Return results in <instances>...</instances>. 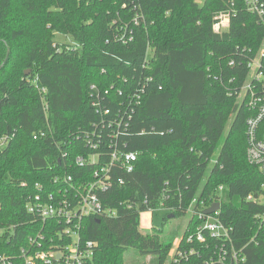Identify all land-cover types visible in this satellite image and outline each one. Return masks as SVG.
Masks as SVG:
<instances>
[{
    "label": "trees",
    "instance_id": "1",
    "mask_svg": "<svg viewBox=\"0 0 264 264\" xmlns=\"http://www.w3.org/2000/svg\"><path fill=\"white\" fill-rule=\"evenodd\" d=\"M133 5L144 22L122 44L113 35L132 25ZM226 10L229 27L216 33L213 17ZM56 33L71 42H57ZM263 36L243 0H0V137H7L0 148V254L48 247L52 224L28 212V201L40 190L91 180L95 164L74 161L92 152L83 133L100 121L89 104L95 84L107 90L110 109L97 128L100 160H108L110 137L139 155L132 172L114 173L99 193L116 216L84 220L83 239L96 243L92 264H164L177 229L164 237L162 226L144 233L140 214L160 208L165 194L163 222L185 216L199 190L200 200L220 198L219 218L232 228L242 264H264V225L255 219L264 205L247 199L264 193V175L247 161L248 112L235 95ZM116 117L127 126L106 125ZM130 250L152 258L137 263Z\"/></svg>",
    "mask_w": 264,
    "mask_h": 264
},
{
    "label": "built area",
    "instance_id": "2",
    "mask_svg": "<svg viewBox=\"0 0 264 264\" xmlns=\"http://www.w3.org/2000/svg\"><path fill=\"white\" fill-rule=\"evenodd\" d=\"M85 3L96 0H82ZM134 2V0H131ZM245 9L256 15L259 22L264 26V0H243ZM123 4L122 7H124ZM136 11L131 24H122L115 31L113 39L122 44L133 41L134 27L144 22V15L133 5ZM229 10L220 11L213 17L212 30L221 33L228 29L230 22ZM233 12V11H232ZM233 65V61L229 63ZM246 77L239 89L235 92L237 107L243 106L248 115L245 119L246 136V158L247 161L258 168L264 175V36L258 48L251 52V58L245 63ZM89 104L100 116V121L92 123L91 131L83 133L86 146L92 152L86 157L78 155L75 164L83 166L85 163L95 164L92 178L89 182L74 185L72 177L68 176L65 182L67 187L56 188L51 191H39L28 201L27 211L37 216L44 222L52 224L48 238V247H38L33 252L21 249L15 257L0 254V264H92L96 243L85 241L82 232L84 220L89 217H97L105 213L107 216H116V211L104 209L99 193L105 192L112 185V176L118 171L132 172L135 169L138 159V152L129 151L119 147L110 137L111 147L107 161H101L99 154L95 151L100 146L102 134L97 131L99 126L104 125L103 117L110 114L106 106L105 97L107 90L102 92L95 85L89 87ZM143 89L138 90L131 96L135 100L134 105L140 103ZM45 93V89L40 90ZM44 108L47 109L45 100ZM134 108H131L133 110ZM130 116V115H127ZM128 121L121 118L107 119L106 125H116L118 128L123 124L127 126ZM44 136L41 132L33 137ZM118 137V134H112ZM7 144V137H0V148ZM124 184L119 179L117 185ZM222 190L218 187L214 190L217 195ZM200 190L193 197L187 208L186 214L189 219L183 233L176 237L169 249L164 264H242L245 256L242 249L236 248L233 244L232 228L226 226L219 218L220 198L212 196L205 200L198 198ZM168 199L165 194L162 196L160 208L169 211L164 207V201ZM248 200L264 205V193L258 196L249 195ZM218 203V209L213 213L206 214V210ZM145 204V202L143 203ZM128 204V207H131ZM157 209V210H158ZM156 210L147 208L145 212L153 213ZM143 213V212H141ZM141 215V214H140ZM196 218L191 222L190 219ZM255 219L264 225V212L255 215ZM44 238V237H43Z\"/></svg>",
    "mask_w": 264,
    "mask_h": 264
},
{
    "label": "rangeland",
    "instance_id": "3",
    "mask_svg": "<svg viewBox=\"0 0 264 264\" xmlns=\"http://www.w3.org/2000/svg\"><path fill=\"white\" fill-rule=\"evenodd\" d=\"M55 40L59 43L61 42H66L70 43L71 40L69 37H66L60 33L55 34ZM235 114V110L231 113L229 116V121L227 122L224 130V134L222 138H226L229 134V129H230V120L233 118ZM165 210L158 209L153 213H148V212H143L140 215L139 222H140V230L144 233H150L152 231V227L160 228L162 226L163 231L160 232L161 236L164 237L165 235H168L171 233V231L177 229V236H180L183 233V230L185 228V225L188 222V215L186 214L185 216H179L177 218H171L168 222H163L162 218L165 215ZM2 231L0 230V234ZM128 256L132 260H134L137 263H141L144 259L150 260L152 258V254H148L147 256L139 254L135 252L134 250H130L128 252Z\"/></svg>",
    "mask_w": 264,
    "mask_h": 264
},
{
    "label": "water",
    "instance_id": "4",
    "mask_svg": "<svg viewBox=\"0 0 264 264\" xmlns=\"http://www.w3.org/2000/svg\"><path fill=\"white\" fill-rule=\"evenodd\" d=\"M218 206H219L218 203H215L211 208H209L208 210H206V214L213 213L214 211H216L218 209Z\"/></svg>",
    "mask_w": 264,
    "mask_h": 264
}]
</instances>
